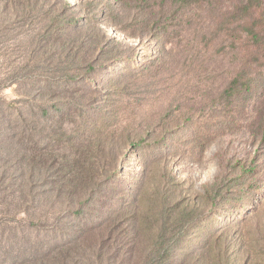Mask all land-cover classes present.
Returning a JSON list of instances; mask_svg holds the SVG:
<instances>
[{
    "label": "rangeland",
    "instance_id": "1",
    "mask_svg": "<svg viewBox=\"0 0 264 264\" xmlns=\"http://www.w3.org/2000/svg\"><path fill=\"white\" fill-rule=\"evenodd\" d=\"M263 133L264 0H0V264H264Z\"/></svg>",
    "mask_w": 264,
    "mask_h": 264
},
{
    "label": "trees",
    "instance_id": "2",
    "mask_svg": "<svg viewBox=\"0 0 264 264\" xmlns=\"http://www.w3.org/2000/svg\"><path fill=\"white\" fill-rule=\"evenodd\" d=\"M238 84H239L238 78L234 79V81L230 84V86L226 90V93H232L235 90H237ZM263 138H264V133H263ZM224 191H226V190L222 189L221 187H218L216 190V193L221 195ZM160 236L163 237V235H160ZM160 236H159V238L161 239ZM160 239H158L156 242V256H160V255L163 256L168 251V247H167L166 243L161 241Z\"/></svg>",
    "mask_w": 264,
    "mask_h": 264
}]
</instances>
